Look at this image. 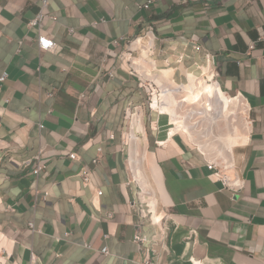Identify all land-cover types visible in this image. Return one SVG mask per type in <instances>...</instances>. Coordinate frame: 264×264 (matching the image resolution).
Returning a JSON list of instances; mask_svg holds the SVG:
<instances>
[{
  "label": "crops",
  "instance_id": "crops-1",
  "mask_svg": "<svg viewBox=\"0 0 264 264\" xmlns=\"http://www.w3.org/2000/svg\"><path fill=\"white\" fill-rule=\"evenodd\" d=\"M148 1L0 0V264H264V0ZM151 26L153 83L115 42ZM39 34L57 50H40ZM206 66L250 105L247 142L234 149L246 179L237 192L169 132L168 113L147 107L166 69L185 83ZM136 106L155 223L140 215L129 163ZM40 149L46 167L35 174Z\"/></svg>",
  "mask_w": 264,
  "mask_h": 264
},
{
  "label": "bare ground",
  "instance_id": "bare-ground-1",
  "mask_svg": "<svg viewBox=\"0 0 264 264\" xmlns=\"http://www.w3.org/2000/svg\"><path fill=\"white\" fill-rule=\"evenodd\" d=\"M150 45L152 46L154 43L147 45L143 55L134 59L137 67L143 65L142 71L145 72L148 80H151L153 76L146 58L152 52ZM136 47L137 45H134V48ZM166 70L164 75L169 78V82L161 83V92L154 96V107L158 109V115L161 112L168 113L173 118L169 132L171 134L178 131L185 133L188 140L192 142V139H196L191 129L192 119L199 121L206 131L197 137L196 142L210 151H218L224 156H230L233 160L235 147L247 142L250 132V121H246V115L250 111L247 98L243 95L233 96L222 90V86L215 80L210 67L206 66L204 74L207 75L200 82L206 99H204L203 104L196 105L194 103L196 100L191 99H195L198 94V77L191 73L187 82L178 83L170 79L171 71ZM196 99L198 100V98ZM144 112L142 111L134 117L133 126L129 133L131 146L129 163L132 176L139 185L143 200L146 201L145 198L149 197L148 194L152 195L153 210L157 220H159L160 215L157 212L159 201L147 172L148 135ZM190 115L195 117L192 118L191 116L190 119L188 117ZM152 219L155 222L153 215Z\"/></svg>",
  "mask_w": 264,
  "mask_h": 264
},
{
  "label": "built area",
  "instance_id": "built-area-1",
  "mask_svg": "<svg viewBox=\"0 0 264 264\" xmlns=\"http://www.w3.org/2000/svg\"><path fill=\"white\" fill-rule=\"evenodd\" d=\"M152 0H149L147 3H145L142 7L143 8H148L151 4ZM50 4V0H42V7L46 8L48 7ZM43 17V13H39V15L33 19L31 21L32 25H36L39 23V21L41 20V18ZM155 30L154 27L151 26L149 27L146 31H144L143 33H140L138 35H135L133 37H126V38H121V39H117L115 42L116 44H121L124 43V45L128 48V53L129 55L132 56V58L129 60L133 70L137 73L138 76H140V78L142 80H147L149 82H152L151 80H148L146 78L145 72L142 71L143 65H138L135 62V58H139L143 55L146 46L151 44V43H155ZM38 46L40 50H46V51H55L57 50V43L47 37L46 35L43 34H39L38 39ZM134 45H137L136 48H134ZM255 44L253 43V45L251 46V48H254ZM150 49H154V45H150ZM136 53V56L133 58L134 54ZM152 53V52H151ZM150 53V54H151ZM214 78L217 82L218 79L216 78V71H212ZM7 73H3L0 76V88H1V84L6 80L7 78ZM153 83V82H152ZM159 89L155 91V93H152L150 99L148 100L147 103V107L152 110L155 111L157 113H159L158 109L156 107H154V96L156 95V93H160L161 91V87L158 86ZM154 92V90H153ZM241 95V94H238ZM235 95V96H238ZM142 111L144 112V107L142 106H136L134 107L133 110H131L130 112H128V116L130 117V131L131 128L133 126V122H134V117L136 115H138L139 113H142ZM194 115V114H193ZM191 116L190 117L191 119ZM196 116V114H195ZM195 116H192V118H194ZM251 122V120H250ZM194 125V126H193ZM1 126V125H0ZM192 132L193 134H195L196 139L193 140L190 143L192 145V147L202 156L205 165L207 166V168L210 171V176L212 177V179L214 181L217 182H222L223 185L225 186V188L232 190L234 192L240 191L241 189L245 188L246 185V179L239 174L236 170H235V161L234 159L232 160V158L230 156H224L222 155L220 152L218 151H210L208 150L206 147L204 148V146L198 144V142H196L197 137H199L200 135H203L204 128L202 126V123L196 120L192 119V126H191ZM177 133V132H176ZM43 150L40 149L39 153L35 156L33 162V166H34V170L33 172L35 174H40L46 167L45 163L43 162L42 158H41V154H42ZM70 157L73 159H76V154L75 153H71ZM89 178L86 176L85 180L87 181ZM133 181L135 183H137L135 181V179L133 178ZM139 187V185H138ZM102 191H99V194H101ZM49 195V192H45V197H47ZM138 202H139V212L140 215L144 218H150L152 223H155L154 220L152 219V215L153 213L150 211V208L148 206V203L146 201L143 200L142 196H141V190L139 188L138 191ZM109 216V218L112 216V213H108L107 214ZM93 217L96 218L95 215H92ZM98 219L100 220V218L98 217ZM145 239L144 236L141 235H136L135 241L139 244L141 241H143ZM35 259V257H34Z\"/></svg>",
  "mask_w": 264,
  "mask_h": 264
},
{
  "label": "rangeland",
  "instance_id": "rangeland-1",
  "mask_svg": "<svg viewBox=\"0 0 264 264\" xmlns=\"http://www.w3.org/2000/svg\"><path fill=\"white\" fill-rule=\"evenodd\" d=\"M192 74H194V73H192ZM190 75V74H189ZM196 75V74H195ZM206 75L207 74H205L204 76H197L198 77V94H197V97L196 98H198V100L195 98H193V99H191V100H196V101H194V103L196 104V105H199V104H203L204 103V99H206V97H205V95H203V92H202V85L200 84V82H201V80H203V79H205V77H206ZM189 77V76H188ZM198 95H199V97H198ZM246 121H250L251 119V116H250V111H248V113H247V115H246ZM147 124V123H146ZM185 134V133H184ZM149 195V197H146L145 198V200L150 204V206H151V208H153V203H152V195H150V194H148Z\"/></svg>",
  "mask_w": 264,
  "mask_h": 264
}]
</instances>
